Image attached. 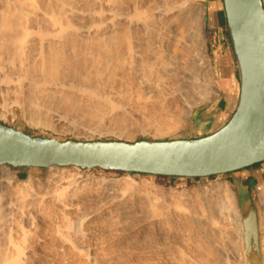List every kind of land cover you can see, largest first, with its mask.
Wrapping results in <instances>:
<instances>
[{
    "label": "bare ground",
    "instance_id": "bare-ground-1",
    "mask_svg": "<svg viewBox=\"0 0 264 264\" xmlns=\"http://www.w3.org/2000/svg\"><path fill=\"white\" fill-rule=\"evenodd\" d=\"M193 1L0 0V110L8 111L15 103H20L28 111V105L39 99L50 104L48 109H61L55 111L57 120H70L75 125L82 121L83 128L84 123L95 122L93 125L97 127L96 123L108 119L130 137L127 123L137 118L154 125L158 133L178 130L192 116V101L197 95H192V88L194 75L198 77L199 73L193 72L188 57L200 50L205 63L202 61L203 66L200 65L202 58L198 66L210 75V81L213 77L212 60L202 41L205 7L192 8ZM192 19L198 25L193 26ZM204 77L208 76L204 75L203 80ZM205 99L208 100L204 97L202 101ZM25 102L28 105H24ZM4 168L11 187L15 175L9 167ZM48 168L52 178L49 177L44 192L30 189V194L29 191L25 194L22 189V194H0V264H37L36 258L43 252L39 250L41 243L45 244L44 252L51 258L47 257L51 264L54 261L57 264H101L107 259L108 249H104L105 238L98 234L111 233L110 225H115L114 222L134 209L135 201L128 194L130 189L127 192V186L133 182L129 178H91L57 164ZM85 187L94 189L89 191L88 199ZM222 189L225 196L233 200L232 205H228L230 208L224 209L227 204L223 207L222 200V204H218L219 199H213L218 194L205 199L207 194H203L202 200H194L187 209L179 200H182V192L174 191L165 205L167 201L172 203V199L174 204L162 207L171 217L169 224L160 220L163 209L151 212L159 211L158 215L154 214L158 219L155 221L160 220L167 228H172L173 220L176 228L180 227L186 239L189 238L186 242L183 237L184 242L190 244V237L194 241H189L192 242L189 250L184 246L193 255L179 252L181 247H178L176 255L182 252L183 255L179 259L171 258L172 262L165 260L168 264H250L246 252L243 249L241 252L236 243L241 240L246 223L236 204L235 191L229 185ZM86 200L92 205H85ZM101 214L103 217L108 214L112 223L95 224V220L93 223V216L101 217ZM152 215L148 214L151 219ZM162 216L166 223L168 217ZM41 219L53 224L46 237L40 236L42 231L37 234V221ZM232 226L238 237L236 241L234 233H229L235 235L234 241L228 234ZM227 237L231 239L226 240ZM148 257L147 262L154 261L153 256ZM262 261L264 264V257Z\"/></svg>",
    "mask_w": 264,
    "mask_h": 264
},
{
    "label": "water",
    "instance_id": "water-1",
    "mask_svg": "<svg viewBox=\"0 0 264 264\" xmlns=\"http://www.w3.org/2000/svg\"><path fill=\"white\" fill-rule=\"evenodd\" d=\"M240 77L230 119L199 137L170 139H61L33 135L0 122V166L72 165L80 168L176 177L238 172L264 161V0H223ZM242 246L250 264H262L261 214L250 183L238 175Z\"/></svg>",
    "mask_w": 264,
    "mask_h": 264
},
{
    "label": "rangeland",
    "instance_id": "rangeland-1",
    "mask_svg": "<svg viewBox=\"0 0 264 264\" xmlns=\"http://www.w3.org/2000/svg\"><path fill=\"white\" fill-rule=\"evenodd\" d=\"M207 4H209V0H195L191 4V6H193L192 8H194L195 6H199V5L205 7L204 36L202 39L203 43H205V46L207 45V32H206V19H207V15H208ZM219 8L221 10V12L219 14H221L222 17L226 16L225 11H224L223 0H219ZM193 20H195V19H192L191 23L194 22ZM192 25L194 26V25H198V24H197V22H194ZM198 51L196 50V52H198L200 56L199 55L197 56L196 54H198V53L194 52V54L192 53L193 55L191 54L192 58L189 56L190 59H192V60H189V57L187 60L188 63H190L192 70L194 69L193 72H196L195 74H198V73L200 74V75L198 74V77L196 75H194L193 87L196 90L194 88H192V92H194L192 95L195 96V93L197 95L195 96L196 100H193V96H191V99L193 100L192 102H194V103H192V110H193L192 112L193 113L199 106L207 103L214 96V94H216V92L218 90L216 82H215L214 74H213V77L211 76V81H210V78H209L210 75L208 73L200 70L201 68L199 66L200 65L203 66V63H205V59L202 57L200 50H198ZM207 52L209 54L208 48H207ZM209 56H210V54H209ZM202 58H203V60H201V63H202V61H203V63L199 65V63H200L199 61ZM189 61H193L196 64L192 65L193 62H189ZM203 73H205L204 75L208 76L207 78H205L206 76L204 77L205 79H208V80H205V79L203 80V76H204ZM201 74L203 76H201ZM199 77H200V80H199ZM197 81L198 82L201 81V82L197 83ZM208 81L211 82L210 85L208 83L209 86L206 83ZM205 90L208 91V92L206 91L207 94H205V92H204ZM202 97L203 98L207 97L208 100L205 99L202 101V99H203ZM32 103L28 105L25 102V104H24V105L29 106L30 110H28V111L26 110L28 113H25L26 112L24 110L25 106L23 107L20 103H15L14 106L12 107V109H9L8 111L0 110L1 111L0 112V122L7 124V125H10V126H14L16 128L23 129L26 132L33 134V135L58 137L61 139H68V138L84 139V140L121 139V140L136 141V140L143 139V138H145V139H170V138H179V137H190V136L197 134L192 129L193 113H192V116L188 119V121L185 122L184 125L182 127H180L178 130L173 131V132H165V133H158L156 131L157 130L156 127L152 124H149L145 120L137 119V118H134V119L131 118L132 120H129V123H127V126H126V128L128 130H131L130 131L131 132L130 137H127L126 133H122L117 127H114L113 122H109L108 119H106V118L105 119L107 121L103 120L102 123H96L97 127H95V125H93V123L95 124V122H92V123L88 122L89 125L84 123V128H85L84 129L82 127L83 125H81L82 121L75 122L76 123V125H75L74 122L70 121V120H67V121H66V119H65V121H64V119L57 120V116L55 113L57 112V110L60 111L61 109L59 110L58 108H56V109L51 108V109H53L51 112V109H48V107H50V106H48V105H50L48 102L47 103L45 102L46 103L45 104V103H43V101H41V100L39 101V99H36ZM30 107H32V108H30ZM23 110H24V113H23ZM31 112L33 114H31ZM52 114H54V115H52ZM54 116H56V117H54ZM67 123H69V124L71 123V124L69 125ZM85 124L89 127L91 124L93 126H91L89 128ZM97 124L100 125V127ZM103 124H104V126H103ZM74 125H75V127H74ZM101 126H103V127H101ZM84 130H86V131H84ZM88 130H89V132H88ZM82 131H83V133L86 132V135L81 133ZM87 132L90 134H88ZM4 166L9 167L10 170L12 171V173H14V175H15V178H13V180H12L11 187H10L9 182L7 181L8 179L6 178V170H5ZM62 167L68 168L69 170H71V172L72 171L73 172H80V173H82L86 176H89L91 178H100V177L101 178L105 177L107 179H110V178L111 179L129 178V180L131 179V181L133 182L132 185L127 186V188L129 187L127 189V192L130 189L128 194L130 196H132L131 198L134 199V201L136 203V204L134 203V209L129 211L130 213L127 212V216H122V218L119 221H117L119 223L118 225H117V222L113 223L115 225H110L111 229L113 227L112 230L114 232L110 229L111 233L106 231L105 233L101 232L102 235L100 233L98 234L101 237L103 236L105 238V239H103V237H102V239L104 241H106V243H105L106 245L104 246V249L105 248L108 249V250L105 249L107 252V256H105V258H107V259L104 260L105 259L104 258L103 260L105 262L102 260L103 262L101 264H105V263L106 264H141V263L142 264L143 263L149 264L150 262H152L153 264H155V263L158 264L159 260H160L159 264H161V263L162 264H168L167 261L169 259L171 261V258L173 260L181 258L179 256H182L183 252L179 255H176V253L178 254L181 251H185L186 253H184V254L193 255L192 251H188L190 249L189 246H192V242L194 243V241L191 239V237L188 236V237H190L189 241H192V242L188 241V243H190V244H187L186 242L189 238L186 239L187 235L185 232H183L180 229V227L176 228V226H175L176 224L174 225L175 222L173 220L170 222L171 223L170 226H172V228L171 227L167 228V226L164 225V224H167V222L169 224L171 217L170 216L168 217V214L166 215V213H165L166 211L163 208L167 204H174V202H175L172 199L173 200V201L171 200L172 203H168L169 201H167V204L165 205V203H166L165 201L170 200L168 198H170L169 196L172 195L173 194L172 192H174V191H176V192L179 191L180 193L182 192V200L181 199H179V200L181 203L183 201V205H184V203L187 205L188 208L186 206H184L187 209H189V206L191 205V203L194 200H196V201L202 200L203 194H205V195L207 194L206 196H204V199L207 198V196L208 197H211V196L215 197L218 194L217 195L218 197L216 196L213 199L214 200L219 199L216 201L218 204H220V203L222 204V202H223V204H222L223 207H224V204H227V206L225 205V207H224V209H227V208H230V207H228V205L231 206L233 203V200L231 201L230 198L225 196L222 187L229 185L235 191L236 204L240 210L237 188H236L235 184H233L231 182V181H233L232 177L234 175L236 176L238 174V172H240V171L224 173V174H219V175H211L208 177H176V176H163V175H153V174H145V173L123 172V171L118 172V171H112V170H103L101 168H85L84 169V168H80L77 166H69V165H65ZM31 177H34V178H31ZM49 177L52 178V175L49 172L48 167H24V169H22V171L18 172V171H16V168L9 166L8 164L1 165L0 166V194H4V195H8L11 193L12 194H22V193L27 194L26 191H29L28 193L30 194L31 190H34L35 192H37V190L44 192L46 190L45 189L46 183L51 179V178L49 179ZM30 179H33V180H30ZM29 181H32V182H29ZM28 183H32V184H28ZM263 183H264V176L259 177L258 179H255V180L250 182V189H252V191L254 193V196L256 198V205H257L258 209L260 210V214H261V254H262L261 262H263L262 260L264 257V251H263V249H264V247H263L264 246V204H263V198L261 196V193L259 194V191L257 188L260 184H263ZM25 185H27V186H25ZM262 186H264V185L259 186V190H261V188H263ZM85 188L87 189V187H85ZM22 189H23V191H22ZM86 189L83 188V190H86ZM88 189H87V191H84V194L87 192L85 194L86 197L90 194V192H93L92 190H94V189H90V188H88ZM21 191H22V193H21ZM135 194H136V196H135ZM197 195H198V197H197ZM219 195H221V196H219ZM220 197H221V199H220ZM88 198H90V196L87 197L86 199H88ZM137 198L140 200L138 201ZM171 198H172V196H171ZM175 198L177 200L178 197H175ZM151 199H153V200H151ZM221 200H222V202H221ZM86 202L87 203L85 205H87L89 203L90 204L88 206L92 205L91 201L88 202V200H86ZM146 202H147V205H146ZM150 202L151 203L153 202V203L151 204ZM154 203L155 204L158 203V204L155 205ZM149 206H150V210H149ZM151 206L153 207V209L151 208ZM144 208L145 209L147 208V209L145 210ZM160 209H163L164 212H163V210L161 211ZM153 210H160L162 212V213L160 212V215L162 217V218L160 217V220H162V222L164 221V224H162V223L160 224V222H161L160 220H159V222H157L158 219H155L154 216L158 215L159 211H155L154 214H156V213L157 214L154 215L153 213H151V212H153ZM148 214L149 215L153 214L152 215L153 218L151 219L148 216ZM107 215L108 214H104V217L106 216L105 219H107L106 221H105V219H103L104 218L103 214L99 215L101 217H98L97 215L93 216L92 221L95 220L96 223H95V221L93 222L95 224H98V223L101 224V222H102V224L109 225V223L111 224L112 221L110 220L109 216H107ZM124 215H126V214H124ZM162 215H165L168 217L169 220L167 221V219H166V223H165V217ZM145 217H147V218L149 217L150 219L147 220V218H145ZM98 218H100L99 219L100 222H98L99 220H96ZM153 219H154V221L155 220H157V221L152 222ZM142 220H143V222H141ZM37 222L39 225L37 234H42V232H43V235H40V236L46 237L44 235L48 234V231L51 230V228L53 227L52 226L53 224H51V222L49 223V221H47V220H42V219L38 220ZM46 223H49V225H47ZM46 227H48L50 229H45ZM126 227H127V229H126ZM136 227H138V228H136ZM114 228L117 229L118 231L114 230ZM169 228L171 230H169ZM135 229H137V230H135ZM132 230H134V231H132ZM167 230H169V231H167ZM233 230H235V226L229 227L228 228V234L230 232L234 233L236 235V239L234 238L235 237L234 234H231V235L229 234V236L232 237L233 241H234V239L236 241V240H238L237 239L238 237H237V234L235 233L236 231L233 232ZM177 231H178V233H179V231H181L183 234H181V232H180V234H178ZM44 232H47V233L45 234ZM107 233H109L108 236H107ZM114 233H116V234H114ZM112 235H114V236H112ZM182 235H184V236H182ZM107 237H109L110 239ZM183 237H184V239H186V242H184L185 240L183 239ZM228 237L226 240L231 239V237L229 239H228ZM181 238L183 239L184 244L181 241ZM225 238L226 237H224L223 239L225 240ZM180 243H182V244L180 245ZM185 243H186V245H185ZM236 243L242 252L243 251L242 250L243 249L242 239L241 240L239 239V241ZM143 246L146 249H144ZM184 246L185 247L187 246L188 248L186 247V249H188V250H185ZM43 247H45V244L41 243L39 250H43V252L41 251L42 255L37 256L36 262H37V264H51L52 261L49 260L51 258L48 257L47 255H45V252H44L45 248H43ZM178 247L179 248L181 247L179 252L177 251V249H179ZM182 247L184 248V250H182ZM113 249H115V251ZM109 250L112 251V253ZM144 251H146V253ZM43 253H44V255H43ZM108 255H110V256H108ZM139 255H140V257H139ZM146 255H148L149 257ZM167 255H169V256H167ZM142 256L143 257L146 256V257H144L145 260L143 259ZM150 256L151 257L153 256L154 261H151L149 259V261L147 262L146 258L147 257L151 258ZM173 256H175V257L173 258ZM155 257L158 260H155L156 259ZM166 257H168V259H166ZM140 259L141 260L143 259V260L140 261ZM165 260H167V261H165ZM138 261H140V262H138ZM170 261H168V262H170ZM55 262L56 261H54L52 264H57V262L56 263ZM152 263H150V264H152Z\"/></svg>",
    "mask_w": 264,
    "mask_h": 264
},
{
    "label": "crops",
    "instance_id": "crops-1",
    "mask_svg": "<svg viewBox=\"0 0 264 264\" xmlns=\"http://www.w3.org/2000/svg\"><path fill=\"white\" fill-rule=\"evenodd\" d=\"M206 19L207 48L213 67L217 92L193 113L192 129L199 137L216 131L224 125L236 109L240 94V77L230 32L225 31L227 18L219 14V0H209ZM24 167L16 168L20 172ZM247 184L264 176V161L243 168L237 174Z\"/></svg>",
    "mask_w": 264,
    "mask_h": 264
},
{
    "label": "built area",
    "instance_id": "built-area-1",
    "mask_svg": "<svg viewBox=\"0 0 264 264\" xmlns=\"http://www.w3.org/2000/svg\"><path fill=\"white\" fill-rule=\"evenodd\" d=\"M10 166V165H9ZM260 185H264V183L263 184H260ZM259 185V186H260ZM259 186H258V191H259V194L261 193V196H262V198H263V204H264V189L263 190H259Z\"/></svg>",
    "mask_w": 264,
    "mask_h": 264
},
{
    "label": "flooded vegetation",
    "instance_id": "flooded-vegetation-1",
    "mask_svg": "<svg viewBox=\"0 0 264 264\" xmlns=\"http://www.w3.org/2000/svg\"><path fill=\"white\" fill-rule=\"evenodd\" d=\"M224 30L225 31H227V30L229 31L228 24H227L226 28H224ZM206 32H207V28H206ZM207 36H208V34H207Z\"/></svg>",
    "mask_w": 264,
    "mask_h": 264
},
{
    "label": "trees",
    "instance_id": "trees-1",
    "mask_svg": "<svg viewBox=\"0 0 264 264\" xmlns=\"http://www.w3.org/2000/svg\"><path fill=\"white\" fill-rule=\"evenodd\" d=\"M113 171V170H112ZM118 172H121V171H118ZM132 173H136V172H132Z\"/></svg>",
    "mask_w": 264,
    "mask_h": 264
}]
</instances>
